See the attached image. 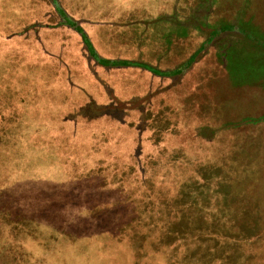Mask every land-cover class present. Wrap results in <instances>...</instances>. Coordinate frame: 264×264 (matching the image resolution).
<instances>
[{
	"label": "crops",
	"instance_id": "crops-1",
	"mask_svg": "<svg viewBox=\"0 0 264 264\" xmlns=\"http://www.w3.org/2000/svg\"><path fill=\"white\" fill-rule=\"evenodd\" d=\"M4 3L5 26L30 56L1 114L11 104L43 107L50 129H79L78 146L95 128L87 120L115 124L106 129L174 130L176 137L252 121L241 125L262 135L264 0H79L77 14L47 0ZM50 114L115 116L82 115L71 124ZM64 156L84 161L87 154Z\"/></svg>",
	"mask_w": 264,
	"mask_h": 264
},
{
	"label": "rangeland",
	"instance_id": "rangeland-1",
	"mask_svg": "<svg viewBox=\"0 0 264 264\" xmlns=\"http://www.w3.org/2000/svg\"><path fill=\"white\" fill-rule=\"evenodd\" d=\"M47 1L78 13L79 0ZM99 127L95 153L70 165L64 187L12 202L0 189V264H264V177L253 185L264 137L120 128L135 136L113 140L119 155L104 157L97 151L118 148L100 144ZM130 144L139 150L127 161ZM247 203L248 214L229 215Z\"/></svg>",
	"mask_w": 264,
	"mask_h": 264
},
{
	"label": "trees",
	"instance_id": "trees-1",
	"mask_svg": "<svg viewBox=\"0 0 264 264\" xmlns=\"http://www.w3.org/2000/svg\"><path fill=\"white\" fill-rule=\"evenodd\" d=\"M4 1L5 0H2L0 3L3 6L2 9L5 11L3 12L4 15L0 18V102H4V104H0V109L3 108V110L4 107L7 106V101L5 99L11 95L13 89H15L19 84L16 80L21 81L22 78H24L23 69L24 67H28L27 63L29 60L27 57L30 56L29 52H23L22 50V42L19 41L21 37L18 38L13 30L5 26V24H7L6 17L9 14V6L8 3H4ZM10 106L12 107L10 114H3L4 112L2 114L0 113L1 194L4 198L11 200L12 202L42 193L46 190L50 191L51 189L53 191L64 187L65 184L63 183V178L66 180L68 179V175L66 173L68 172L67 169L70 168L71 164H75L77 162L63 161V158L65 157L64 154L67 153V151H85L86 154L89 155V153L93 151L92 146L95 144L92 140L94 137L90 139L89 136L91 134L93 135V132L89 131L90 129L85 132L87 142L86 146L74 145V143L78 142V138L75 137L80 133L79 129H50L52 127H49V123L47 124L46 122L48 115L43 114L45 112H42L45 108L40 107L37 110H34L36 108L31 107V109L27 108L28 110H26V108L24 110H19L14 104H11ZM82 115L89 119L105 117L111 118L114 116L112 114H69L59 117L50 114L49 116L52 117L50 121H55L56 119H58V121L69 120L72 124L74 122L83 121ZM226 118L228 119L229 117ZM262 120L264 121V110L262 112ZM97 121L98 120L91 122V120H87L86 123L88 126L91 125L92 127L103 126L102 129H104L106 134L109 136L106 135V139H104L100 144L106 146H117L118 148L112 150L110 153L102 151L100 153V151H97V154L103 155L104 157L106 154H111V156L119 155L120 146L115 145L113 140L116 138L118 139V137L128 139L127 135L130 137L135 136L133 132L130 134L125 133V135L121 133V135L118 136V134H115V131L116 129L120 130V127L106 129L107 125L115 126V124L99 123ZM251 122L252 121H248L241 124ZM221 123H227L229 125L218 127L213 126V128L228 129L233 134L235 131H243V136H246V138L264 137V129L262 135L260 136L259 131L247 129L246 126H242L241 124H236L232 121H221ZM135 130L140 131L138 129H133L131 131ZM81 133H83V131H81ZM66 135H69L70 139L72 138L70 146L68 145L70 139L68 140ZM73 138H75V140ZM130 145L133 152L129 151L126 153L128 154L125 158L127 161H130V153L135 155L137 153V149L139 150L138 145ZM94 146L97 145L95 144ZM142 146L143 148H148L147 145L142 144ZM143 152L145 153L144 149ZM94 153L95 152L93 151L92 154ZM112 158L104 161H113ZM61 165H64L65 168ZM263 177V174L258 176L257 180L253 184L254 189L255 187L261 185ZM251 207L254 206H251L249 203L241 204L230 212L229 215H234L238 208H240L241 212L248 214L249 210L252 209ZM202 208L203 207L199 206L195 208V211H202ZM255 232L257 231H254V233ZM107 249L108 248H106V250Z\"/></svg>",
	"mask_w": 264,
	"mask_h": 264
}]
</instances>
